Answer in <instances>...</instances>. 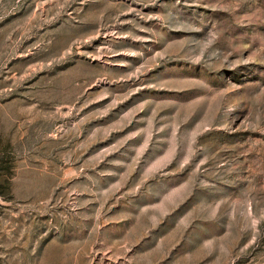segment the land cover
<instances>
[{
	"label": "rangeland",
	"instance_id": "1",
	"mask_svg": "<svg viewBox=\"0 0 264 264\" xmlns=\"http://www.w3.org/2000/svg\"><path fill=\"white\" fill-rule=\"evenodd\" d=\"M0 264H264V0H0Z\"/></svg>",
	"mask_w": 264,
	"mask_h": 264
}]
</instances>
